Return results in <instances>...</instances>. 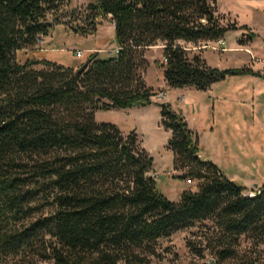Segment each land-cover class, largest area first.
Returning a JSON list of instances; mask_svg holds the SVG:
<instances>
[{
  "label": "trees",
  "instance_id": "obj_1",
  "mask_svg": "<svg viewBox=\"0 0 264 264\" xmlns=\"http://www.w3.org/2000/svg\"><path fill=\"white\" fill-rule=\"evenodd\" d=\"M69 1L0 0V218L14 223L0 233V255L48 236L52 264H148L159 239L210 220L214 241L206 248L214 264L229 258L255 264L237 248L244 237L264 244V183L246 194V186L200 156L199 136L182 113L160 103L173 170L196 182V190L171 201L158 189L153 157L137 134L95 119L97 111L152 103L144 52L159 42L171 88L205 91L228 75L253 72L213 68L192 53L229 30L217 0H88L92 22L111 20L118 52L109 58L91 52L86 68L39 51L38 39L53 28L48 14ZM71 29L90 35L97 27ZM39 197L49 201L48 215L17 227ZM204 251L194 250L198 257Z\"/></svg>",
  "mask_w": 264,
  "mask_h": 264
},
{
  "label": "rangeland",
  "instance_id": "obj_2",
  "mask_svg": "<svg viewBox=\"0 0 264 264\" xmlns=\"http://www.w3.org/2000/svg\"><path fill=\"white\" fill-rule=\"evenodd\" d=\"M88 0H70L47 16L53 24L49 37L42 38L39 49L48 59L66 66L85 63L91 52L100 50L101 58L115 56L113 24L109 18L92 22L86 10ZM217 15L221 24L229 27L217 41L200 44L192 53L199 55L207 65L227 70L250 69L241 75H228L208 90L171 88L165 84L163 74V44L145 49L149 66L144 74L145 83L153 87L152 103L136 105L129 109L97 111L98 122H111L126 136L134 131L140 147L153 157L154 175L158 189L171 201H178L182 191L196 190V182L187 183L173 172V153L168 149L171 132L161 122L160 103L187 117L190 128L201 139V155L215 163L232 181L251 189L264 183V0H217ZM97 30L90 35L74 32L71 28ZM98 49V50H94ZM77 51L83 53L77 57ZM166 85V86H165ZM165 90L166 96L158 94ZM19 216L17 227H24L35 219L45 217L50 211L44 197L34 199ZM7 221V220H6ZM0 218V233L10 231L14 223ZM213 223L210 220L174 232L157 241L156 255L148 257V264H202L216 256L207 243H212ZM49 237L33 239L29 247L1 253L0 264H52L47 258ZM42 241H45L41 243ZM237 248L247 254L255 264H264V244L256 246L251 239L242 238ZM213 246V245H211ZM256 246V247H255ZM205 250L198 257L194 250ZM217 264H238L229 258Z\"/></svg>",
  "mask_w": 264,
  "mask_h": 264
},
{
  "label": "built area",
  "instance_id": "obj_3",
  "mask_svg": "<svg viewBox=\"0 0 264 264\" xmlns=\"http://www.w3.org/2000/svg\"><path fill=\"white\" fill-rule=\"evenodd\" d=\"M41 39H42V38H39V39H38V43H41V41H42ZM218 44H220V45H224L225 42H224L223 39H220V40L218 41ZM114 52L117 54L118 49L116 48V50H115ZM76 56H77V57H82V56H83V53H82L81 51H77ZM166 60H167V59L163 57V61L166 62ZM164 95H165V92H164V91H163L162 93H159V94H158L159 97H163ZM152 176L154 177V175H152ZM186 182L189 183V184H191V183H194L195 181H192L191 179H186ZM249 195L252 196L253 193L251 192Z\"/></svg>",
  "mask_w": 264,
  "mask_h": 264
},
{
  "label": "crops",
  "instance_id": "obj_4",
  "mask_svg": "<svg viewBox=\"0 0 264 264\" xmlns=\"http://www.w3.org/2000/svg\"><path fill=\"white\" fill-rule=\"evenodd\" d=\"M94 50H98V49H94ZM100 51V50H99ZM145 80V79H144ZM165 84H166V82H165ZM147 85V84H146ZM214 85V84H213ZM212 85V86H213ZM148 86V85H147ZM166 86V85H165ZM211 86V87H212ZM149 87V86H148ZM210 87V88H211ZM150 88H152L153 89V87H150ZM164 92H165V90H164ZM165 96H166V93H165ZM165 96H164V98H165ZM177 112V111H176ZM183 115V114H182ZM184 116V115H183ZM185 117V116H184ZM185 119H186V121H187V117H185ZM187 123H188V121H187ZM188 127L190 128V126H189V124H188ZM191 130H193L194 132H195V130L193 129V128H190ZM197 133V132H196ZM198 134V133H197ZM199 136V135H198ZM199 139H200V137H199ZM200 146H201V139H200ZM200 156L202 157V155L200 154ZM203 158V157H202ZM219 166V165H218ZM154 172V169L152 170V172L151 173H153ZM173 172L174 173H176L175 175L177 176L178 175V171H175V170H173ZM155 175V174H154ZM155 178V177H154ZM156 179V178H155Z\"/></svg>",
  "mask_w": 264,
  "mask_h": 264
},
{
  "label": "water",
  "instance_id": "obj_5",
  "mask_svg": "<svg viewBox=\"0 0 264 264\" xmlns=\"http://www.w3.org/2000/svg\"><path fill=\"white\" fill-rule=\"evenodd\" d=\"M100 53V51H96V55H98ZM91 62V59H88L85 63H84V65L82 66V68H86L87 67V65L89 64Z\"/></svg>",
  "mask_w": 264,
  "mask_h": 264
}]
</instances>
